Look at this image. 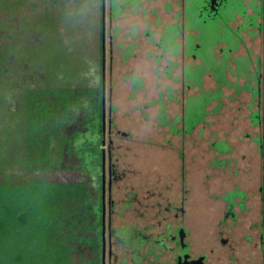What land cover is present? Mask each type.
I'll return each instance as SVG.
<instances>
[{
	"label": "flooded vegetation",
	"instance_id": "obj_1",
	"mask_svg": "<svg viewBox=\"0 0 264 264\" xmlns=\"http://www.w3.org/2000/svg\"><path fill=\"white\" fill-rule=\"evenodd\" d=\"M151 1L153 0H104V44L105 46L107 44L109 49V63L113 60L112 48H121L126 43L130 45L136 39L130 32L120 36L119 29L115 30L113 27V21L121 15L123 17L129 14L135 16L137 13L142 15V21H146L142 11L147 10V7L143 6V2L148 5ZM172 2L179 7L177 13L179 22L172 25L164 24L155 44L163 51L167 45L171 44L170 47H172L176 44V52L167 49L159 56L160 58L169 57L168 60L171 63L183 64L184 72L185 68L188 71V66H191L193 73L196 74L200 68L198 64L203 59L210 61L215 46L219 43H226L225 37H232L236 44H240L244 40L242 32H246L249 39L253 40L249 33L260 34L264 31V0H164L161 4L163 11H171ZM100 10H102V0H100ZM106 17L108 23H106ZM134 26L136 27V24ZM100 34L102 46V32ZM199 36L204 42V48L201 49L199 40L195 38ZM120 37L122 39L118 41ZM191 45L195 47L190 49ZM227 49L230 53V48ZM220 54L225 57L226 50ZM254 74L257 76V94L259 93L257 105L258 108H262L264 107L262 101L264 63L257 65ZM110 107L106 109L105 103L102 105L104 128L101 135L100 164V264H264V137L261 135L256 141L259 161L253 163L252 160H245V164L248 165L246 169H241L240 161L238 162L236 158L227 160L218 158V156L230 153L232 146L227 142L208 141L206 149L211 153L208 166L215 173L217 192L213 193L211 200L206 202L199 197L193 178L194 171L197 172L193 168L198 152H193L191 149L199 150L201 141L194 138L190 142H185L187 138L184 136L188 134L191 137L189 134H192L195 126L200 122L188 132L183 130L185 127L183 121L181 143L174 147L177 150L179 167L172 169V175L177 176L174 181L179 183L177 193L167 195V198L165 196L164 200H158L156 203L143 205L146 208L155 209L148 217L149 224L146 223L144 227H139L136 222H125L115 227L113 215L123 217L124 209L136 208L132 203L140 201L136 199V192L131 190L126 194L125 199L115 201L112 198L113 184L121 179L124 168L121 169V174L118 173L116 163L118 159L113 157L111 129L114 123ZM186 111L187 109H184L183 117ZM254 116L257 118L255 124L263 133L264 120L261 114H254ZM169 124L166 125L170 126ZM168 131L175 133L170 127ZM116 132L126 136L125 132L119 130ZM107 134L108 140L105 142ZM166 144L170 149L174 146L170 138L166 140ZM219 172L227 176V179L222 177L221 183H219ZM165 186V192H170L171 187ZM192 187H194L196 197L192 196L191 191V201L187 204L188 190ZM150 192L152 195H162L161 191ZM209 202L213 203L212 207L222 209V216L215 224L217 230L215 229L212 233L210 241L209 235L205 234L204 237L201 236L203 243H197L190 239L187 224L192 219L193 213L188 214V212L189 210L191 212L194 207L199 205L202 207ZM118 203L121 205L116 210ZM166 206L169 209L164 211L163 208ZM138 216L141 220L147 218L144 212H139ZM160 218H164V221ZM102 223L104 225V249L102 248ZM166 224L172 227V230L181 227L178 238H161L169 233L166 230ZM148 230L153 232L149 233ZM177 239L179 244H176ZM184 246H188L187 249H183ZM102 255H104L103 262Z\"/></svg>",
	"mask_w": 264,
	"mask_h": 264
},
{
	"label": "rangeland",
	"instance_id": "obj_2",
	"mask_svg": "<svg viewBox=\"0 0 264 264\" xmlns=\"http://www.w3.org/2000/svg\"><path fill=\"white\" fill-rule=\"evenodd\" d=\"M141 17L140 14L135 16L129 14L125 15L120 22L123 20L129 24H139L143 23ZM101 19L100 0H0V143L3 144L4 156H7L6 171L10 173L13 180L22 176L19 171V175L17 174L15 165L21 158L20 145L26 140L23 131V126L27 122L24 108L25 100L32 90L67 88L75 85L76 80L96 87L99 79L102 81V50L101 58L99 54ZM105 20L108 23L107 17ZM195 38L199 40L200 49L204 48V42L200 36ZM142 41L144 42L143 39ZM193 47L195 46L191 45L190 49ZM117 52H119L118 48L114 47L112 53L114 58L112 63H109V49L106 44L103 71L105 105L106 109L110 103L113 106L110 107L114 123L111 139L112 148H114L113 157L118 159L116 162L118 173L121 174V169L124 168L121 179L113 184L112 198L115 201L125 199L126 194L131 190L136 192V199L140 202L132 203L136 208L124 209L123 217L114 214L113 225L116 227L125 222H136L139 227H144L146 223L149 224L148 217L155 209L146 208L143 205L156 203L158 200H164L165 196L167 198V195L177 193L179 183L174 181L177 176L172 175V168L179 167L177 150L174 148L178 146V143H172L174 146L171 149L173 151L171 155V152L166 150L169 145L165 144L163 148L162 143H159L160 138L167 135L165 134L167 129L151 126L153 124L149 121L151 117L146 120L138 110L130 111L127 104L141 102L142 96H136L134 101L124 100L123 91L126 92L127 89L120 79V69L124 67L117 64L119 61L115 56ZM79 59L81 61L77 62ZM145 64L148 65V62ZM134 67L136 68L137 64H134ZM149 93L147 91L145 94L149 95ZM109 94H112V97L109 98ZM206 99L208 100L209 97L205 93L196 98L197 101L193 100L192 103L195 106L188 102L183 130L190 132L197 122L204 120L209 112L204 103ZM164 115L162 112L157 115L156 118L160 119L158 125L164 124ZM229 119L227 114L217 119L220 124L219 134L223 135L229 130L230 132L235 130L234 134H238L237 128H228L225 125L224 120ZM174 120L176 122L178 119ZM212 129L213 125L210 124L204 130L203 136ZM117 130L125 132L127 137L117 133ZM194 135L196 136L195 131ZM147 139L151 140L150 144ZM107 140L108 134L105 136V142ZM155 141H158L160 145ZM205 146V143L201 144L199 150L191 149V151L198 152L193 168L197 171H194L193 175L196 182L195 189L198 188L199 197L207 202L211 200L213 193L217 192V183L215 173L208 166L211 155L202 148ZM152 152H157V155L154 156ZM219 174V183L223 181L222 177L227 179L225 173L221 175L219 172ZM48 177L62 181L74 179L77 175L72 171H55ZM224 184L227 185L226 182ZM165 185H169L168 188L171 187L170 192H165ZM149 190L161 191L162 195H152ZM193 190L194 187L188 190L187 204L191 201L190 192L192 191V196L195 195ZM120 205L118 203L116 210ZM212 206L213 203L209 202L205 206L199 205L192 208L191 212L189 210L188 214L193 213V217L187 224V228L190 231V239L194 242L203 243L201 236L204 237L205 234L209 235L210 241L216 229L215 224L222 216V209ZM168 209V206L163 208L164 211ZM139 212H144L147 218L139 219ZM160 220L164 221V218ZM165 227L169 233L161 238H178L181 227H176L174 230L168 224ZM148 232L153 231L148 230ZM176 244H179L178 239ZM187 247L184 246L183 249Z\"/></svg>",
	"mask_w": 264,
	"mask_h": 264
},
{
	"label": "trees",
	"instance_id": "obj_3",
	"mask_svg": "<svg viewBox=\"0 0 264 264\" xmlns=\"http://www.w3.org/2000/svg\"><path fill=\"white\" fill-rule=\"evenodd\" d=\"M101 85L32 90L15 180L0 143V264H100Z\"/></svg>",
	"mask_w": 264,
	"mask_h": 264
},
{
	"label": "crops",
	"instance_id": "obj_4",
	"mask_svg": "<svg viewBox=\"0 0 264 264\" xmlns=\"http://www.w3.org/2000/svg\"><path fill=\"white\" fill-rule=\"evenodd\" d=\"M163 1L153 0L148 5L143 2V6L147 7V10L143 9L142 14L147 22L137 23L136 27H133L134 23L129 24L123 20L120 22L123 18H119V22H117V19L112 23L115 30L119 29L120 36L130 32L136 38L130 45L126 43L121 48L117 47L119 52L115 53V56L119 59L117 64L124 67V69H120V79L127 89L126 92L123 91L124 100L134 101L136 96H142L141 102L132 105L128 103L127 105L130 111L138 110L141 112L146 120L151 117V120H149L151 124L153 123L151 126L167 129L165 131L167 135L159 137L161 141L159 143H162L161 145L165 148L166 139L168 138L171 139L172 143L177 142L178 145L181 143L183 137V111L188 109V102L197 101L196 98L206 93L210 97L206 105V110L209 112L203 121L199 124L196 123L194 130L196 136H193L194 131L189 134L191 137L188 134L184 135L187 138L185 142H190L194 138L201 141L202 145L205 143L206 146L208 141L227 142L232 146L230 153L218 156V158L225 160L236 158L238 162L240 161L241 169H246L248 165L245 164V160H252L253 163L259 161L260 156L256 141L261 135L264 137V132L262 133L259 126L255 124L257 118L254 116V114H261L262 120H264V107L258 108L257 105L259 93L257 94V76L254 74L257 65L264 63V31L260 34L249 33L253 40L249 39L246 32H242L243 42L237 43L236 48L231 50L230 53L227 49L229 45L219 43L215 46L211 60L203 59L198 64L201 69L198 68L196 74L193 73L191 66H188V71L185 68L184 72L183 64L171 63L168 60L169 57L160 58L159 56L167 49L176 52L175 43L172 47H170L171 44L164 47V51L155 44L164 24L172 25L179 22L177 14L179 7L172 2V10L165 12L161 8ZM138 14L140 13L136 15ZM115 22L117 23L115 24ZM147 38L150 40H146ZM121 39L120 37L118 41ZM158 45L162 46L161 43H158ZM223 50H226V58L220 54ZM166 55H168L167 52ZM137 58L140 60L138 61ZM144 61L148 62V65ZM134 64H137L136 68ZM217 65H220V67H216ZM147 91L150 92L149 95L145 94ZM110 97H112V94H109ZM110 100L112 101V98ZM262 101L264 104V86H262ZM192 104L195 106L194 103ZM109 106L113 107L111 103ZM158 112L165 114V121L162 125L157 124L160 120L156 118ZM226 114L230 119L224 120L225 125L228 128H237L239 130L238 134H234L235 130H232V132L229 130L223 135L219 134L220 124L217 119ZM175 118L178 119L176 122ZM237 121L238 125L236 124ZM168 123H170V126L166 125ZM210 124L213 125V129L203 136L204 130ZM169 127L172 130L174 129V134L169 133ZM147 142L151 143V140L147 139ZM155 143H158V141H155ZM159 143L158 145H160ZM206 146L202 148L207 151ZM166 150L171 152L172 155L173 151L169 147ZM153 153L154 156L157 155V152Z\"/></svg>",
	"mask_w": 264,
	"mask_h": 264
},
{
	"label": "water",
	"instance_id": "obj_5",
	"mask_svg": "<svg viewBox=\"0 0 264 264\" xmlns=\"http://www.w3.org/2000/svg\"><path fill=\"white\" fill-rule=\"evenodd\" d=\"M104 16H105V12H104V0H102V46H101V50H102V85H101V100H102V105H104L105 103V90H104V82H103V76H104V61H105V44H104V40H105V36H104ZM244 20V17H242ZM225 42L227 45H229L230 50H234L236 48V43L235 41H233L232 37H225L224 38ZM104 128V108L102 109V130ZM124 134V133H123ZM102 143H104V141H102ZM103 174V173H102ZM103 230H104V225L102 223V248L104 249V235H103ZM103 256L102 255V262H103Z\"/></svg>",
	"mask_w": 264,
	"mask_h": 264
}]
</instances>
